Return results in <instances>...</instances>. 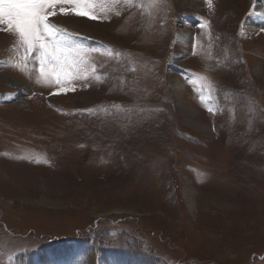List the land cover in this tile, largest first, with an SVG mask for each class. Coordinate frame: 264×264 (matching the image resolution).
I'll use <instances>...</instances> for the list:
<instances>
[{
  "label": "rangeland",
  "instance_id": "1",
  "mask_svg": "<svg viewBox=\"0 0 264 264\" xmlns=\"http://www.w3.org/2000/svg\"><path fill=\"white\" fill-rule=\"evenodd\" d=\"M255 3L57 5L84 53L63 87L0 25V264H264Z\"/></svg>",
  "mask_w": 264,
  "mask_h": 264
},
{
  "label": "snow or ice",
  "instance_id": "2",
  "mask_svg": "<svg viewBox=\"0 0 264 264\" xmlns=\"http://www.w3.org/2000/svg\"><path fill=\"white\" fill-rule=\"evenodd\" d=\"M206 3L211 7V0ZM66 4L72 7L65 8ZM57 5L63 15L98 18L93 12V0H0V25H6L27 52L37 53L40 77L45 83L54 80L63 87L85 71L84 53L71 50L63 30L48 22L49 16L56 14Z\"/></svg>",
  "mask_w": 264,
  "mask_h": 264
},
{
  "label": "bare ground",
  "instance_id": "3",
  "mask_svg": "<svg viewBox=\"0 0 264 264\" xmlns=\"http://www.w3.org/2000/svg\"><path fill=\"white\" fill-rule=\"evenodd\" d=\"M253 11L255 14L258 15V20L257 22L249 20L246 22V28L247 30L252 33V34H263L260 30V26L263 27L262 31H264V0H256L255 6L253 7ZM181 37H183V40L186 41L189 38L188 33L181 32ZM175 90H182V86L178 85L177 83L172 85ZM185 90V89H184ZM183 93V92H181ZM191 190V189H189Z\"/></svg>",
  "mask_w": 264,
  "mask_h": 264
}]
</instances>
